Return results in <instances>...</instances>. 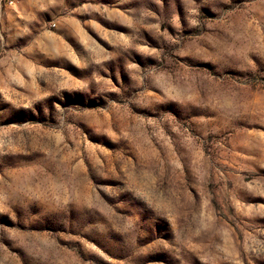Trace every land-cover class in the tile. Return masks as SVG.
Returning a JSON list of instances; mask_svg holds the SVG:
<instances>
[{
	"label": "rangeland",
	"instance_id": "obj_1",
	"mask_svg": "<svg viewBox=\"0 0 264 264\" xmlns=\"http://www.w3.org/2000/svg\"><path fill=\"white\" fill-rule=\"evenodd\" d=\"M0 264H264V0H0Z\"/></svg>",
	"mask_w": 264,
	"mask_h": 264
}]
</instances>
